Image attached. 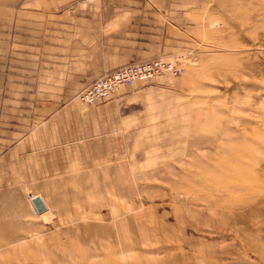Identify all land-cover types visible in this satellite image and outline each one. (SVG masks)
I'll list each match as a JSON object with an SVG mask.
<instances>
[{"label":"rangeland","instance_id":"rangeland-1","mask_svg":"<svg viewBox=\"0 0 264 264\" xmlns=\"http://www.w3.org/2000/svg\"><path fill=\"white\" fill-rule=\"evenodd\" d=\"M193 1L180 7L188 13L184 24L175 0L123 11L118 26L97 6L101 23L88 39L103 49L83 50L93 59L111 60L113 69L177 58L181 69L118 86L117 95L86 106L105 105L93 131L105 148L117 138L119 145L115 154L104 152L103 192L72 198V223L64 224L69 218L58 213L27 216V190L16 177L26 168L20 161L9 166L1 151L34 131L62 136L69 129L40 122L76 117L69 105L84 83L52 79L63 66L49 71L47 49L37 43L58 33L33 25L39 18L30 15L72 2L0 0V264H31L17 253L37 254L33 246L48 237L53 254L36 256L35 264H264V240L252 241L237 224L243 219L264 232V0ZM120 30L131 36L121 38ZM110 158L116 161L109 167ZM87 164L96 162L74 161L73 168ZM225 202L242 209L221 214L210 207ZM32 222L46 228L42 238L6 240L27 236Z\"/></svg>","mask_w":264,"mask_h":264},{"label":"crops","instance_id":"crops-1","mask_svg":"<svg viewBox=\"0 0 264 264\" xmlns=\"http://www.w3.org/2000/svg\"><path fill=\"white\" fill-rule=\"evenodd\" d=\"M72 3L69 4L70 7L60 8V9H39L31 11V16L38 17L39 19L32 21V24L40 23V28H47L52 33H58V35H52L42 44L39 41L37 47L39 49H47L44 56H46V63L50 66L48 68L51 70V65H62L63 69L61 75L56 74L52 79L54 80H68L84 83L80 89L86 85L88 82L101 75L104 72L111 70L113 62L111 60L104 61L93 59V54L88 51H83L87 49H103L101 42L95 39H88L89 36L96 34L99 23H101V15L97 12V6L102 5V10L105 11L107 23L112 25L121 24L120 20L116 15H120L121 12L126 11L130 8L137 9L138 7L146 8V6L152 5L151 1L157 0H94L92 2H85V0H70ZM105 3H102V2ZM110 2V3H108ZM112 2V3H111ZM195 5V0L193 1ZM146 3V4H145ZM188 0H175L172 4L176 9L175 16L181 17V22L184 24V18L187 17V10L183 11L180 7L187 6ZM89 9H84V6ZM177 8H180L179 10ZM185 8V7H184ZM181 10V11H180ZM113 15V16H112ZM112 16V17H111ZM120 17V16H119ZM41 18V19H40ZM119 31V28L115 30ZM124 36H131L127 31H121ZM183 32V30H182ZM50 34V33H49ZM119 36V35H118ZM42 41V38H40ZM39 39V40H40ZM45 40V38H43ZM149 40H147L148 43ZM144 43V41H142ZM33 48H36V44L33 43ZM109 68V69H108ZM54 74V73H53ZM159 75H154L147 80H157L155 79ZM159 79V78H158ZM136 81H146V80H136ZM136 84H139L138 82ZM122 86V85H120ZM124 86V85H123ZM118 88V87H117ZM116 88V89H117ZM79 89V90H80ZM113 90L114 94H118V90ZM78 90V91H79ZM77 91V93H78ZM111 92V93H112ZM148 90L147 96L150 94ZM78 100L72 102L69 108L76 114L73 121L68 122H52V121H41L47 128L62 127L69 129L62 136L44 134L36 131L33 132L34 137H19L17 138L11 146H8L6 150H2L1 154L8 156V164L13 162H19L23 164L26 171L22 170L16 172L17 180L22 178V188L27 190L26 195V213L27 216H33L35 218H42L41 212L45 211L48 218L50 213H58V215H64L65 218H69V221H63L64 224H71V208L70 203L72 198H79L85 196L88 199V194L102 193L104 185V171H105V160L103 158L104 152H111L112 154L116 152V146H118L119 141L117 138V145L112 140L110 147L107 149L100 138V133L93 131L96 128V119L101 115L105 105H96L92 107L91 110L86 111V106L96 104L104 99L108 98L110 94L97 102L85 103L77 97ZM149 93V94H148ZM80 102V103H79ZM153 106V105H152ZM79 111L77 115L76 110ZM101 112V113H99ZM99 113V114H97ZM97 114V115H96ZM92 128L89 134L88 129ZM79 130L77 132H73ZM31 145V146H30ZM118 151V150H117ZM91 154L92 157L87 158ZM77 155H79V160H77ZM16 160H13V159ZM88 159L96 162L95 165H77L73 168V162H86ZM116 161L114 158H110L107 161L109 167L111 162ZM9 166H16V164H10ZM26 166V167H25ZM29 166V167H28ZM90 169H94L91 171ZM111 169V168H110ZM83 193V194H81ZM30 196H38L42 201L43 208L41 210L31 209L29 202ZM40 195V196H39ZM28 198V201H27ZM42 198V199H41ZM43 199L45 201H43ZM83 226L86 230L94 229L103 231L102 225L97 224H87ZM4 223L0 222V227H3ZM34 222L31 223V231L27 236L11 234L7 236L6 240L12 242L11 240H23L28 237L31 240H36L42 238L43 234L47 232L46 228L38 225V227H33ZM87 226H92L94 228H89ZM66 228H64L65 230ZM1 231V229H0ZM48 237V236H46ZM50 241L48 237L44 243H37L33 246L32 251H37L38 253H28L23 252L17 253L19 256H24L23 261L31 262V264L36 263L35 257L40 255L41 257L50 258L52 255L51 244L45 243ZM0 255L2 254V249H0ZM3 255H7L6 250ZM10 256H17L15 253H9ZM26 259V260H25ZM33 259L35 261H33ZM50 259H45V264L49 263ZM40 264H43L40 261Z\"/></svg>","mask_w":264,"mask_h":264},{"label":"built area","instance_id":"built-area-1","mask_svg":"<svg viewBox=\"0 0 264 264\" xmlns=\"http://www.w3.org/2000/svg\"><path fill=\"white\" fill-rule=\"evenodd\" d=\"M180 69L177 58L155 57L123 64L88 82L78 91L77 97L85 103H94L106 98L120 85H130L136 80H147L161 73L177 75Z\"/></svg>","mask_w":264,"mask_h":264},{"label":"bare ground","instance_id":"bare-ground-1","mask_svg":"<svg viewBox=\"0 0 264 264\" xmlns=\"http://www.w3.org/2000/svg\"><path fill=\"white\" fill-rule=\"evenodd\" d=\"M118 89V88H117ZM116 89V90H117ZM229 189V188H228ZM222 192V191H221ZM232 192H234V191H232ZM224 194V193H223ZM224 201V200H223ZM33 205V204H32ZM237 207L239 210L240 209H242L240 206H238L237 204H235L234 206H232V205H229V202H225L224 204H219V203H213L210 207H211V209L212 210H215V211H217V213H221V214H224V213H228V211L229 210H227L228 208H230V210H231V207L233 208V207ZM34 207V206H33ZM237 209V210H238ZM43 212V211H42ZM238 213V212H237ZM240 213V212H239ZM229 214H231L232 216H233V214L232 213H229ZM240 216H242L243 214H239ZM231 216V217H232ZM234 217V216H233ZM218 220H220V219H218ZM228 220V219H227ZM253 220H255V219H253ZM252 221V220H251ZM250 221V222H251ZM260 221V220H259ZM229 222V221H228ZM231 222V221H230ZM256 222V221H255ZM217 223V222H216ZM215 223V224H216ZM254 223V222H253ZM238 226L240 225V227H241V231L242 232H246L247 233V236H249L251 239H252V241H257L258 239H261V240H264V232H261V231H259V229H255V228H253L252 226H249L246 222H244L243 221V219H242V221H239L238 223ZM252 224V223H251ZM253 225V224H252ZM214 231H215V229H214ZM231 231V230H230ZM226 233V232H225ZM228 233V232H227ZM228 235V234H227ZM211 236V235H210ZM226 236V235H225ZM245 237V236H244ZM200 240V239H199Z\"/></svg>","mask_w":264,"mask_h":264},{"label":"water","instance_id":"water-1","mask_svg":"<svg viewBox=\"0 0 264 264\" xmlns=\"http://www.w3.org/2000/svg\"><path fill=\"white\" fill-rule=\"evenodd\" d=\"M31 202L36 210H41L43 208L42 201L38 196H33Z\"/></svg>","mask_w":264,"mask_h":264}]
</instances>
